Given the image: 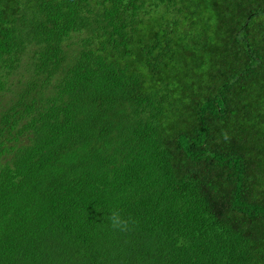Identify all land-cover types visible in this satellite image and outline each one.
Masks as SVG:
<instances>
[{
    "label": "trees",
    "instance_id": "1",
    "mask_svg": "<svg viewBox=\"0 0 264 264\" xmlns=\"http://www.w3.org/2000/svg\"><path fill=\"white\" fill-rule=\"evenodd\" d=\"M0 264H264V0H0Z\"/></svg>",
    "mask_w": 264,
    "mask_h": 264
},
{
    "label": "clouds",
    "instance_id": "2",
    "mask_svg": "<svg viewBox=\"0 0 264 264\" xmlns=\"http://www.w3.org/2000/svg\"><path fill=\"white\" fill-rule=\"evenodd\" d=\"M113 226L114 227H120L121 226V221L118 216L114 215L112 218Z\"/></svg>",
    "mask_w": 264,
    "mask_h": 264
}]
</instances>
